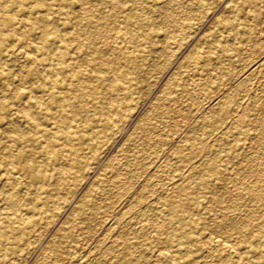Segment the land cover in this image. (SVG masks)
<instances>
[{
	"label": "bare ground",
	"instance_id": "1",
	"mask_svg": "<svg viewBox=\"0 0 264 264\" xmlns=\"http://www.w3.org/2000/svg\"><path fill=\"white\" fill-rule=\"evenodd\" d=\"M185 1L192 6L188 11L192 17L185 20L182 28L199 24L192 25V21H201L204 11L210 5L226 4L225 16L217 22L216 31L205 37V45H215L210 48L212 55L227 51L224 45L227 44L226 34L229 32L228 36L233 34V38L238 39L240 35H245L246 41L251 42L254 36L252 24L258 21L259 8L264 4V0ZM166 5L165 0H0V264H12L23 254L24 247L36 237L42 225L51 217L55 208L53 205L65 198L63 191L79 184L87 172L90 174L89 169L99 157V151L109 148L112 144L109 140L122 132L124 117L136 108L135 95L145 90H142L141 84L145 82L143 73L148 66L147 60L159 50L155 45L162 41L163 35L158 29L153 30L152 24ZM164 14V24L172 26L175 23L172 15ZM233 31L236 33H231ZM171 40L166 39L163 44L168 45ZM212 58L211 55L197 52L190 61L199 66L201 63H211ZM153 65L156 68L157 65ZM256 69L264 70V61L258 62ZM176 80L178 82L179 78ZM169 89L165 90L162 100L178 101L179 97H171ZM227 105H221V109L213 118H209L205 125L208 132L214 134L230 121L232 125L225 127L239 141L235 140L232 144L223 141L220 139L221 134L218 136L220 140L217 139V146L211 149L208 140L196 136L197 132L195 136L193 134L194 142H186L185 151L177 152L178 162L176 161L174 173L161 176L158 188L165 195L158 199L157 205L150 204L148 208L155 211L158 220H152V225H143L141 220L139 222L143 225V234L148 227H152L147 241L142 244L144 248H141L142 245L138 242H129L131 239L128 238L122 243L111 242L104 249L107 250L106 253L114 254L110 264H209V260H202L206 254L199 243L201 241L209 244L207 252L210 255L215 254L218 264H264L263 161L260 159L261 163L257 166L250 185L239 184L237 190L233 186L235 194L228 185L224 187L227 179H238V175L232 170L234 167H231L243 148L241 141L249 139L248 127L254 124V121L249 118L246 109L253 105L246 107L235 99L231 104L233 108ZM210 109L208 111H211ZM232 109L242 111L239 110L238 115L235 113L236 117H231ZM161 111L162 105L152 106V114L140 123L139 129L142 133L146 134L154 127L156 123L153 117L158 116ZM254 112L253 110V114ZM260 118L263 119L262 116L256 119ZM257 123L262 124L258 120ZM228 131L225 134L228 135ZM262 132L263 136L264 129ZM256 141L263 144L264 137ZM129 143L134 146L135 138L129 140ZM126 155L123 151L122 156L127 158V164L122 165L120 160L115 159L110 166V173H133V162L145 159H140L137 154L133 157ZM135 177L134 173L130 179L133 181ZM121 183L125 182L118 180L116 183L111 176L104 173L79 201L74 202V218L61 226L52 241L50 251L56 258L68 257L71 262L77 260L75 253L82 242L75 240V232L87 230L88 234H92L95 225L107 224L109 216L112 215L110 208L113 204L109 203V208L101 213L100 208H97V201L104 198L108 188ZM220 184L225 190L223 195H219L217 191ZM121 190L122 187L117 194L121 195ZM230 192L236 196L233 201L235 208H247L244 214L248 217L247 220H241L242 215L239 214L240 211L236 214L235 208V214L226 213L225 208L223 216L213 217L214 222L210 225L207 213L202 212V207L210 203L217 207L223 206L222 200L231 196ZM77 197L76 192L70 198L71 203ZM248 200L254 205L247 207ZM140 212L142 211H139V214ZM132 219L135 220L133 217ZM121 228L112 227L111 230L120 233L123 230H119ZM123 235H127V232ZM105 242H102L103 246L106 245ZM137 248L145 257L152 255L154 259L150 260L149 256V260L138 259L135 255ZM104 253L102 252V255Z\"/></svg>",
	"mask_w": 264,
	"mask_h": 264
},
{
	"label": "rangeland",
	"instance_id": "2",
	"mask_svg": "<svg viewBox=\"0 0 264 264\" xmlns=\"http://www.w3.org/2000/svg\"><path fill=\"white\" fill-rule=\"evenodd\" d=\"M165 1H167V5L165 6V9H163L161 14H159V16L157 17V19H160V20L157 21V19H156L155 20L156 22L154 21L155 24L154 23L152 24L153 30L158 29L157 31L161 32V35H163V37L161 38L162 41H159V44L155 45V48H157V49L159 48L158 51L161 54L159 55L158 51L154 52L152 54V56L149 57V59L147 60L146 66L147 65L148 66L146 68L144 67L145 70L143 73V79L145 80V82L143 84H141L142 90L143 89H145V90L140 91V92H138V94L135 95L134 104L136 105V108L134 110H132V113H131V111L128 112L126 115L127 117L126 116L124 117L125 119H124L123 124H122L123 130L120 134L115 135L114 137H112L109 140L112 143L109 145V148L101 149L99 151V157L95 160V163L93 164L92 168L89 169L90 174H88V172L86 173L88 177L85 174L84 177L80 180L79 184H77L76 186L70 187L69 188L70 190L67 188L68 190L65 189L63 191L64 195H66V196H64L65 198L61 199L55 205H53V208H54V206H55V208L52 210L53 212L51 213V217L48 218V220H46L47 222H45L44 225H42V228L39 232L40 234L39 233L36 234V237L34 239H32L24 247L23 254L18 257L19 259L16 258L12 264H49V263L50 264H59V262H60V264H66V263L67 264L68 263L69 264H88V262L90 264H110V262H111L110 260H112V257L114 256V254L113 253H106L107 250L104 251V249L111 242L117 241L119 243L120 242L122 243L125 240L131 239L128 241L129 242H138V243H140L139 244L140 246L142 244H144L148 239V234L152 230V227H148L147 230H145V233L143 234L144 231L142 230L141 226H143L144 223H146V224L151 223V225H152V223H154L155 221L158 220L156 217L157 215H156L155 211L150 210L148 208L150 207V204L151 205L152 204L157 205L156 203L158 202V199L165 195V193L163 191H160V189L158 188L159 187L158 184H159V181L161 179V176L167 175L168 173H172V172L174 173L176 163L178 162L177 152L181 151V150L185 151L184 144L186 142H189V143L194 142L193 141L194 139H192L193 134L195 136V133L197 132L196 136L204 138L205 140H208V142L210 143L209 146H211V149L213 146H215V147L217 146V144H218L217 139H219L218 136L221 134L222 135H221L220 139L222 138L223 141L225 140L227 142H230L231 144H232V142L234 143L236 141H239L236 137L233 136L231 131L229 132L226 129L227 127H230L232 125V122H230V121L228 122L230 124H228V123L224 124L223 126H221V129L219 128L216 132H214V134H210L208 132L207 125H205L208 122L207 120L209 118H213L214 115L221 109V107L223 105L228 104L227 105L228 107L232 106L231 108H233V105H231V104H233L234 99L245 104L246 107L249 104L253 105V106H248L246 110L249 113L248 114L250 116L249 118L252 119V122L254 121L253 122L254 124H252L248 127V132L250 133L249 139L241 141L243 148L240 151V154L238 156L239 158L236 159L232 163L231 168L234 167V169H232V170L234 173L236 172V174L238 175V179H235V180L227 179L226 183H225L226 186H224V187H227V185H228V188L234 193L238 189L239 184L243 185V183H244L246 185H250V183H252V181L254 179L253 174L256 173L255 170H256L257 166L261 163V160L263 161L261 164H264V160H263L264 159V156H263L264 143L259 144V142L257 143V141H256L259 138L264 137V134L262 136V133H263L262 130L264 129V125H263V123H264V106H263L264 105V70L261 71V69H256L257 63L260 61H264V4L261 5V6H263L262 8H261V6L259 8V14H260L259 16L260 17L258 18V21L256 23L252 24L253 28H254L253 29V33H254L253 35L254 36H253V40L251 42L246 41L245 35H240L239 36L240 38H238V39L233 38V34H232V36H228V35H230V32H229L226 34L227 44L224 45V46H226L227 51L226 52H218V54L212 55L210 48H211V46H215V45H208V44L205 45V40H206L205 37L216 31L217 22L225 16L224 10H225L226 4L222 3V4H217V5H214V4L210 5L209 8H207L204 11V14H203V17L201 18V21H197V20L192 21V25H194L195 23H199V24H197L194 27H191V26L187 27L188 28L187 29L184 27L182 28V26H183L185 20L190 19L192 17V14L190 12H188L189 8L192 6L187 4V2L185 0H182V1L181 0H175V1L174 0H171V1L165 0ZM177 1L179 4L177 3ZM169 3H170V5L171 4L172 5L170 6ZM176 5H178V6L176 7ZM175 7L177 8V10L175 9ZM187 8H188V10H187ZM212 8H214V9H212ZM171 9H172V11H171ZM180 12L181 13L185 12V13L181 14ZM164 13L172 15V17L175 21V23L172 26H166L164 24V21H163L164 17H165V16H163ZM166 14H164V15H166ZM174 15H175V17H174ZM178 15H180V16H178ZM183 15H185L186 17ZM178 17H179V19H178ZM182 21H183V23L181 24ZM176 23L177 24L179 23L178 26ZM168 27H170L172 30L167 29ZM176 27L177 28L180 27V28L176 29ZM179 30H180V32H179ZM175 33H176V35H175ZM231 33H236V31H233ZM177 34H180V35L178 36ZM180 36H181V38H180ZM166 39H167V41H168V39H170V40L173 39V41L171 40L168 42V45H164ZM169 43H170V45H169ZM159 45H162V46L159 47ZM203 45H204V47H203ZM163 46H164V48H163ZM197 46H199V47H197ZM163 51H166V52H163ZM197 52H201L204 55H211L213 57L212 62L209 64L201 63L199 66L195 65L191 61H192V56ZM204 52H206V53H204ZM162 53H164V54L162 55ZM229 58H231V59H229ZM187 59L189 62L187 61ZM150 62H151V64H150ZM153 64L157 65L156 68L153 67L154 66ZM152 69H154V70L152 71ZM252 70H253V72H252ZM148 71H149V73H148ZM187 71H189V72H187ZM184 73H185V75H184ZM178 78H179L180 82L179 81L177 82L176 79H178ZM217 78H219V79H217ZM210 80H212V81L209 82ZM203 82H204V84H203ZM209 85H211V86H209ZM169 87H170V89H169ZM194 87L196 89H194ZM146 88H148V89H146ZM198 88H202V89H198ZM251 88H253V89H251ZM168 89L172 93L171 97H179L178 101L169 100V101L165 102V100L164 101L162 100V97L164 95L165 90H168ZM181 89H183L184 92ZM243 89H245V90H243ZM241 90L244 92H242ZM146 91H147V93H146ZM139 95H141V96L138 97ZM189 95H191V96H189ZM231 95H232V97H234L233 100H232ZM227 96H229L230 98L229 97L227 98ZM251 98L254 101H252ZM140 99H142V100H140ZM227 99H229L231 101H229ZM220 100L223 101L224 104ZM139 101H141V102L139 103ZM215 101H216V103H219L220 105L216 104ZM247 102H249V103H247ZM166 103H167V105H166ZM253 103H255V104H253ZM156 104L162 105L163 111H161V113H160L161 115L159 114L158 116L153 117L155 119V123H156L154 125V127L148 133H146V134L142 133L139 129V127H141L140 123L143 122L142 120L145 119V117L148 118L149 115L152 114L151 108L153 105H156ZM176 107H178V108H176ZM210 108H212L213 110ZM250 108H252V109H250ZM255 108H257V109H255ZM209 109L211 111H208ZM239 110H240V112L242 111V109L233 110L231 117H236L238 115ZM253 110L255 111L254 114H253ZM174 112L177 114H175ZM129 113H131L132 115ZM206 114H208V115H206ZM239 114H241V113H239ZM260 116H262L263 119H261V118H260V120L256 119L257 117L259 118ZM150 118H152V117H150ZM129 119H130V121H129ZM200 120H201V122H200ZM257 120H258V122H260L262 124L257 123ZM197 124H198V126H196ZM157 126H158V129H157ZM194 126H195V128H194ZM201 126H203V127H201ZM225 126H227V127H225ZM163 127H164V129H163ZM193 128H194V130H193ZM173 129H175V130H173ZM184 129L186 131H184ZM255 130L256 131L258 130L259 132L258 131L256 132ZM221 131H223V133ZM226 131H228V135L225 134ZM174 132H178V133H174ZM218 132H220V133L217 135ZM142 134H143V136H142ZM255 134H256V137H258L257 135H259L260 137H258V138L254 137ZM187 135H188V137L186 138ZM230 135H232V136H230ZM130 136H132V137H130ZM166 137L168 138L167 140H166ZM174 137H176V138H174ZM132 138H135V145L134 146L129 143V140H131ZM224 138H226V139H224ZM151 139H153V140L151 141ZM161 139H162V141H161ZM230 139H232V140H230ZM212 142L215 145H213ZM152 146H153V148H152ZM255 148H257L258 150ZM157 149H159V150H157ZM213 149L215 150V148H213ZM123 151L125 154H127L126 157H133L135 154H137L140 156V159L144 158V157H145V159L146 158L147 159L146 160L144 159L145 162L143 159L140 160L139 162L134 161L132 164V167H131V169L133 170V173L126 174L125 172L123 173L122 171L116 172V173H110L111 172L110 166L112 165V163L115 159L120 160L119 162L122 165L127 164V161H126L127 158L122 156ZM257 151H259V152H257ZM252 154H254V155L252 156ZM259 155H261L262 158ZM251 156L253 159L251 158ZM148 157H152L153 159H150ZM254 157H257V158H254ZM245 158L246 159L248 158V160H250V162L248 160H246ZM196 159L197 158H195V160ZM239 159L242 161H240ZM173 160H175V161H173ZM253 160L255 161V163ZM235 164H237V165H235ZM255 164H256V166H255ZM233 165H235V166H233ZM167 166H168V168H167ZM253 166H255V168ZM169 167H171V168H169ZM248 167H250V168H248ZM244 168H245V170H244ZM166 171H168V172H166ZM238 171H240V172L238 173ZM250 171L252 173H250ZM104 173H107L109 176H111L112 179L114 181H116V183L118 180L119 181L122 180L125 182V183L117 184L118 186L108 188L106 190L104 198L97 201V208H100L99 211L101 213L109 208V206H108L109 203L113 204L112 208H110V210H112V213H111L112 215L109 216L110 218L108 219V222H107L108 225L107 224L95 225L93 232H92L93 235L91 233L88 234L87 230L75 232V240L82 242L81 246L78 248V250H76L77 252L75 253L77 260L79 262L77 260L74 262H71V261H69L70 259L68 257H64L62 259H60L58 257L56 258V256L53 255L52 252L50 251L52 241L54 240L55 236H57L58 231L60 230L61 226L64 223H66L68 220H71V218L72 219L74 218L73 214H72L73 208H74V202L79 201L94 186L96 180H98L99 177H101V175ZM134 173L136 174V177L132 181L130 178ZM251 175H252V177H251ZM245 176H246V178H244ZM238 180H240V181H238ZM227 181H229V182L227 183ZM246 181H248V182H246ZM155 183H157V184H155ZM232 183H235V184H232ZM124 184H125V186H124ZM154 184H155V186H153ZM145 186H146V188H145ZM151 186H152V188H151ZM219 186L217 188V191H218L219 195H223L225 190L221 184ZM233 186H235V188ZM121 187H122V190H121L122 194L120 195V194H117V192L119 191V188H121ZM155 187H156V189H155ZM236 187H237V189H236ZM219 188H221V189H219ZM233 188L236 190H234ZM152 190H154L155 192ZM148 191H149V193H147ZM221 191H222V193H221ZM76 192L78 193V197L71 203L72 200L70 198H72ZM153 193H155V194H153ZM233 193H231L232 194L231 196L222 200L221 204H223V206L221 205L220 207H217V205H212L211 203L210 204H204V207H202L203 208L202 212L207 213L206 215L209 218L208 221L210 220L209 221L210 225L213 224V222H214V221H212L213 217L216 218V216L217 217L223 216V214L226 211L225 208L227 209L226 213L227 212H229V213L233 212L235 214L237 212L236 214H238L240 211L239 214L242 215V217H240L241 220H247L248 217H245V215H244L245 210H247V208H243V209L241 208L239 210L237 208H235V206L233 205L234 204L233 201H234L236 196L234 197ZM155 195H157V196H155ZM152 196H153V198H151ZM156 197H157V199H156ZM145 200H146V202H145ZM227 202L232 206H229V204ZM251 202H252L251 200H248L247 207L251 206V204H252V206L254 205V203L253 202L251 203ZM139 204H141V205H139ZM227 204L229 207L227 206ZM146 205H147V207H146ZM212 208L214 211H212ZM59 209H61V211H59ZM219 210H223V211L219 212ZM139 211L144 212V213L140 212V214L142 213L144 215H142V214L140 215ZM210 211H212L213 213ZM98 216L99 215H96V217H98ZM139 216H141V217H139ZM152 216H153V218H152ZM132 217L134 219L136 217L137 218L135 220H133ZM243 217H244V219H243ZM126 218H128V219H126ZM124 219H126L127 221ZM117 220H118V222H117ZM140 220L143 221V222H141L143 225L141 223H139ZM145 220H146V222H145ZM121 221H122V223L123 222L124 223L123 224L120 223ZM125 223L128 224V225H125L127 227L124 226ZM136 223H137V226L139 225L138 227L136 226ZM79 224L83 225V223H81V222H79ZM119 225H123V227L119 226ZM46 226H47V229H45ZM112 227H120V228L122 227L123 230H122V228L119 229V230H122L119 233L117 231L111 230ZM124 227L126 229L127 228L128 229L126 230V229H124ZM134 228H136V230ZM133 230H134V232H133ZM109 231H111V232H109ZM137 231H138V233H137ZM114 232H117V233H114ZM126 232H127V235H123V234H126ZM42 233L44 234V236ZM128 233H129V235H128ZM134 233H136V234H134ZM41 234H42V236H41ZM118 234H119V236H118ZM120 234H122V235H120ZM142 234H143V236H142ZM145 234H147V235H145ZM114 236L117 237L119 240L117 238H115ZM121 236H123V237H121ZM80 237H81V239H80ZM113 238H115V239H113ZM103 241L104 242L106 241L105 246H103V244H104V243H102ZM199 243L203 246V253L206 254V256L202 260H204V261L209 260V264H211V263L218 264L219 261H218L217 257L215 256V254L212 253L210 255V253L207 252L208 251L207 247H209V244L207 245V243L204 241H201ZM101 246H102V248H101ZM142 246H141V248H144V246L143 247ZM99 248H100V250H99ZM100 251H102L103 253L105 252V253L102 255V252H100ZM135 251H136L135 255L140 260H149V257H150V260L154 259L152 255H151L152 257L149 255H147L145 257L144 256L145 254L142 253L139 248L135 249ZM99 252L101 254H99ZM97 253H98L99 257H98V255H96ZM142 256H144V257H142ZM98 260H100V261H98ZM83 261H87V262H83ZM75 262H77V263H75ZM102 262H106V263H102ZM206 262H208V261H206Z\"/></svg>",
	"mask_w": 264,
	"mask_h": 264
}]
</instances>
